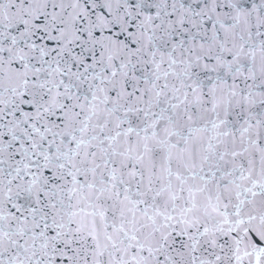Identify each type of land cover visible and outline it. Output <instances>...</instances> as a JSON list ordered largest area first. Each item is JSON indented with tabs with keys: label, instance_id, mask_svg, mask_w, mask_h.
Returning <instances> with one entry per match:
<instances>
[{
	"label": "snow or ice",
	"instance_id": "1",
	"mask_svg": "<svg viewBox=\"0 0 264 264\" xmlns=\"http://www.w3.org/2000/svg\"><path fill=\"white\" fill-rule=\"evenodd\" d=\"M0 264H264V0H0Z\"/></svg>",
	"mask_w": 264,
	"mask_h": 264
}]
</instances>
